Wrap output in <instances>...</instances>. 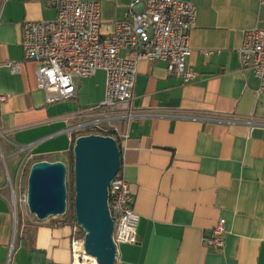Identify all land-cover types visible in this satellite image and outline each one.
Segmentation results:
<instances>
[{"label":"crops","instance_id":"obj_1","mask_svg":"<svg viewBox=\"0 0 264 264\" xmlns=\"http://www.w3.org/2000/svg\"><path fill=\"white\" fill-rule=\"evenodd\" d=\"M98 1L101 30L111 34L131 0ZM190 1L197 9L188 59L195 80L184 83L163 61H141L134 105L264 119L259 79L241 70L238 52L243 31L264 21V6L259 0ZM54 17L46 0H0V95L6 97L0 99V144L4 161L13 158L15 175L25 144H33V157L65 161L72 146L69 116L104 97L105 72L99 70L75 80L77 97L46 103L37 64L24 59L22 25ZM9 61H20L21 69L13 71ZM121 126L127 136L119 141L120 172L140 221L138 242L119 244L116 264H264V125L148 114ZM1 145L0 166L9 175ZM7 181L0 169V264H71L72 224L64 215H14ZM221 217L226 241L216 250L202 237Z\"/></svg>","mask_w":264,"mask_h":264},{"label":"built area","instance_id":"obj_2","mask_svg":"<svg viewBox=\"0 0 264 264\" xmlns=\"http://www.w3.org/2000/svg\"><path fill=\"white\" fill-rule=\"evenodd\" d=\"M264 6V0H259ZM55 10L49 20H25L22 25L21 45L25 60L35 61L37 87L45 93L46 103H54L78 95L76 79L89 78L105 72L102 100L81 108L69 116L66 127L74 133L111 135L118 143L127 136L126 128L132 120L146 115L264 125V119L254 115L244 117L234 112L219 111H147L134 105V87L141 61H163L168 70L192 82L197 72L189 66L192 53L191 31L196 26L197 9L190 0H131L129 14L115 22L114 31L105 35L101 30L102 10L98 0H46ZM211 50H205L210 53ZM241 70L252 71L259 79L258 92H264V21L243 31L238 49ZM13 71L21 69L20 61L6 63ZM6 97L0 95V99ZM78 135V136H79ZM77 136V137H78ZM33 144H25L26 153L17 168L16 177L8 175L10 203L14 215L19 204L18 175L25 163L33 158ZM120 145V144H119ZM134 194L130 184L119 171L109 187V207L114 221L113 240L122 243L138 242L140 214L134 208ZM71 264H97L85 249V235L77 222L72 224ZM226 219L202 237L205 246L220 250L226 241Z\"/></svg>","mask_w":264,"mask_h":264},{"label":"water","instance_id":"obj_3","mask_svg":"<svg viewBox=\"0 0 264 264\" xmlns=\"http://www.w3.org/2000/svg\"><path fill=\"white\" fill-rule=\"evenodd\" d=\"M73 151L75 216L85 235L86 252L98 264H116L109 187L121 170L120 145L111 135L89 133L75 139ZM67 175L68 166L62 160H39L31 165L26 191L30 213L45 220L67 212Z\"/></svg>","mask_w":264,"mask_h":264},{"label":"trees","instance_id":"obj_4","mask_svg":"<svg viewBox=\"0 0 264 264\" xmlns=\"http://www.w3.org/2000/svg\"><path fill=\"white\" fill-rule=\"evenodd\" d=\"M81 133H74L73 138H72V146L70 150L66 153V159L65 163L68 166V175H67V185H68V209L67 212L64 214V218L71 224L76 222V216H75V188H74V151H73V146L75 143V139L77 136ZM39 160H44L42 157H33L29 159L26 163L25 166L22 170V177H21V182L23 184V190L26 192L27 188V179H28V174L31 165ZM19 218H20V213H19Z\"/></svg>","mask_w":264,"mask_h":264},{"label":"rangeland","instance_id":"obj_5","mask_svg":"<svg viewBox=\"0 0 264 264\" xmlns=\"http://www.w3.org/2000/svg\"><path fill=\"white\" fill-rule=\"evenodd\" d=\"M94 79L95 78H93V80ZM1 151H2V157H3V161L2 162H4V165L6 166V168L8 166L9 173L11 174V176L13 178H15L16 177V175H15V168L16 167H15V164L13 162V158H8V161L6 163V161H4V160H6L7 157L3 153L2 145H1ZM17 157H18V161H17V168H18L19 165H20V163L22 162V160H24L26 158V153L25 152H20V154ZM0 169L4 173L5 179H7L8 174H7L6 169L4 167H2V166H0ZM22 170H23V167H22ZM22 170L20 171V173L18 175V188H19V191L18 192H19V197L20 198H24V195L26 194V192H24V190H23V184L21 182ZM19 211H20V213H24V216L22 218H26L27 216H29V215L32 214V213H30V211H29V209H28L27 204H26L25 201L20 202V204H19Z\"/></svg>","mask_w":264,"mask_h":264},{"label":"bare ground","instance_id":"obj_6","mask_svg":"<svg viewBox=\"0 0 264 264\" xmlns=\"http://www.w3.org/2000/svg\"><path fill=\"white\" fill-rule=\"evenodd\" d=\"M92 260H93V263L96 264V263L94 262V259H92ZM97 264H98V263H97Z\"/></svg>","mask_w":264,"mask_h":264}]
</instances>
